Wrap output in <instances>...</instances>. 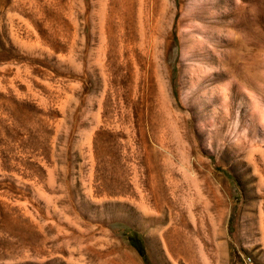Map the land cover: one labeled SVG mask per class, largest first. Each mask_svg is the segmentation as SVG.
Returning a JSON list of instances; mask_svg holds the SVG:
<instances>
[{
    "label": "rangeland",
    "instance_id": "374dc122",
    "mask_svg": "<svg viewBox=\"0 0 264 264\" xmlns=\"http://www.w3.org/2000/svg\"><path fill=\"white\" fill-rule=\"evenodd\" d=\"M0 264H264V0H0Z\"/></svg>",
    "mask_w": 264,
    "mask_h": 264
},
{
    "label": "trees",
    "instance_id": "16d2710c",
    "mask_svg": "<svg viewBox=\"0 0 264 264\" xmlns=\"http://www.w3.org/2000/svg\"><path fill=\"white\" fill-rule=\"evenodd\" d=\"M140 250V249H139ZM141 251V250H140Z\"/></svg>",
    "mask_w": 264,
    "mask_h": 264
}]
</instances>
